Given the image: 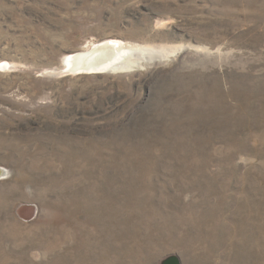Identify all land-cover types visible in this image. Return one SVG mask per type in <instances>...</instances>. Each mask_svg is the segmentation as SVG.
I'll list each match as a JSON object with an SVG mask.
<instances>
[{
    "label": "rangeland",
    "instance_id": "1",
    "mask_svg": "<svg viewBox=\"0 0 264 264\" xmlns=\"http://www.w3.org/2000/svg\"><path fill=\"white\" fill-rule=\"evenodd\" d=\"M172 253L264 264V0H0V264Z\"/></svg>",
    "mask_w": 264,
    "mask_h": 264
},
{
    "label": "bare ground",
    "instance_id": "2",
    "mask_svg": "<svg viewBox=\"0 0 264 264\" xmlns=\"http://www.w3.org/2000/svg\"><path fill=\"white\" fill-rule=\"evenodd\" d=\"M144 52L143 49L139 50L135 47L127 48L119 39L105 38L92 45L89 44L81 50L67 53L63 57V64L56 67L52 73H97L115 68H124L128 66L125 64L126 57L140 56ZM8 66V62L4 64V67Z\"/></svg>",
    "mask_w": 264,
    "mask_h": 264
},
{
    "label": "water",
    "instance_id": "3",
    "mask_svg": "<svg viewBox=\"0 0 264 264\" xmlns=\"http://www.w3.org/2000/svg\"><path fill=\"white\" fill-rule=\"evenodd\" d=\"M161 264H182V260L178 254L172 253L166 255L162 259Z\"/></svg>",
    "mask_w": 264,
    "mask_h": 264
}]
</instances>
